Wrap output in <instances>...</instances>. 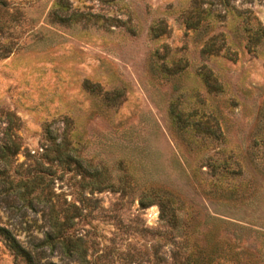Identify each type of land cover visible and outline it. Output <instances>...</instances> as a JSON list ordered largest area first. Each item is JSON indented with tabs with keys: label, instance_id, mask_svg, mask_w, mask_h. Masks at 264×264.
<instances>
[{
	"label": "rangeland",
	"instance_id": "obj_1",
	"mask_svg": "<svg viewBox=\"0 0 264 264\" xmlns=\"http://www.w3.org/2000/svg\"><path fill=\"white\" fill-rule=\"evenodd\" d=\"M5 1L0 225L55 264L66 215L90 264H264V0Z\"/></svg>",
	"mask_w": 264,
	"mask_h": 264
},
{
	"label": "trees",
	"instance_id": "obj_2",
	"mask_svg": "<svg viewBox=\"0 0 264 264\" xmlns=\"http://www.w3.org/2000/svg\"><path fill=\"white\" fill-rule=\"evenodd\" d=\"M58 3L64 4L66 0H58ZM6 4L5 0H0V31L2 29V21L4 20L3 17L5 15H13ZM262 37H264V27L257 26L253 29L249 42L254 43ZM11 49V47L4 48L1 55H7L12 52ZM212 49L209 45L206 47V51L208 52H211ZM209 77L205 76L206 82L210 87H213V83ZM170 219L174 222L178 220L177 213L173 212ZM69 221L70 218L67 215L61 221L55 219V222L50 225L51 231L47 233L46 240L50 241L52 245H60L65 254L69 255L77 264H90V260L88 259L89 248L86 246L83 236L71 239L70 235L67 234V231L72 227ZM0 237H2L8 248L14 253L15 257L20 258L26 264H55L50 261L44 262L42 255L36 252L30 245L20 240L17 234L7 226L0 225ZM217 251L215 246L204 248L196 254L187 256L182 262L175 264H222L223 262V264H256L255 258L250 257L245 259L239 256L238 253L232 254L229 257H221Z\"/></svg>",
	"mask_w": 264,
	"mask_h": 264
}]
</instances>
